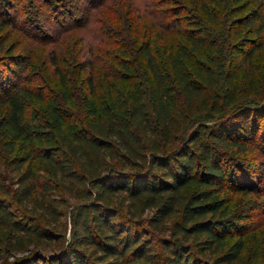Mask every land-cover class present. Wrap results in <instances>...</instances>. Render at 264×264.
Masks as SVG:
<instances>
[{
  "label": "trees",
  "instance_id": "obj_1",
  "mask_svg": "<svg viewBox=\"0 0 264 264\" xmlns=\"http://www.w3.org/2000/svg\"><path fill=\"white\" fill-rule=\"evenodd\" d=\"M246 1L226 0L232 8L224 22L222 0H198L192 29L173 20L178 38L118 48L116 68L102 76L82 66L83 97H73L74 82L56 62L52 96L23 87L1 101L0 250L24 255L7 264L241 258L246 217L223 194L251 190L241 173L264 113V14H244ZM61 196L77 202L69 240L54 231ZM138 209L150 215L137 218ZM172 215L164 253L152 254L144 221L157 229Z\"/></svg>",
  "mask_w": 264,
  "mask_h": 264
},
{
  "label": "rangeland",
  "instance_id": "obj_2",
  "mask_svg": "<svg viewBox=\"0 0 264 264\" xmlns=\"http://www.w3.org/2000/svg\"><path fill=\"white\" fill-rule=\"evenodd\" d=\"M222 1L217 13L221 21L229 22L227 16L232 6ZM194 2L198 0H0V107L4 106L1 101L10 92L23 87L37 88L52 96L59 88L54 72L56 62L64 72L68 71L74 82L73 97H83L86 86L82 83L84 73L80 77L76 75L79 68L93 65L94 73L102 76L116 68L120 57L118 48L133 50L148 39L151 43H162L163 35L178 38L173 27L175 18L180 27L186 29H192L193 20H200L198 12L192 10ZM244 5V14L248 9L264 14V0H247ZM164 24L170 29L165 30ZM108 32L111 35L107 36ZM224 37L231 45L228 32ZM261 53L264 56V49ZM255 62L261 61L255 57ZM257 119L255 140L249 142L254 150L244 159L241 173L251 190L223 194L231 207L246 217L239 223V232L246 244L235 264H264V113ZM254 123L255 119H251L250 124ZM247 172L252 178L250 181ZM121 197H117V203L127 205L128 201ZM59 201L61 206L59 214L55 215L54 231L69 240V215L77 202L68 196L59 197ZM137 211V218L143 220L150 215L149 210L142 214ZM176 219L177 215H172L157 229L145 225L144 221L146 242H151L152 254L164 253L161 240L170 239L168 229ZM56 243L44 242L41 251L48 252ZM254 244L256 253H253ZM22 253L9 255L0 250V264L23 257ZM196 258L209 264L213 262L208 256L196 254Z\"/></svg>",
  "mask_w": 264,
  "mask_h": 264
}]
</instances>
